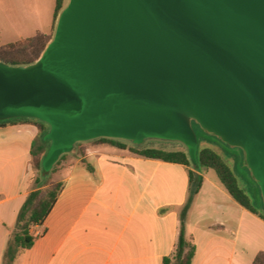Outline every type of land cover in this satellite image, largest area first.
<instances>
[{
  "label": "water",
  "instance_id": "1",
  "mask_svg": "<svg viewBox=\"0 0 264 264\" xmlns=\"http://www.w3.org/2000/svg\"><path fill=\"white\" fill-rule=\"evenodd\" d=\"M50 127L42 168L106 138L239 151L264 214V0H68L34 63L0 62V122Z\"/></svg>",
  "mask_w": 264,
  "mask_h": 264
},
{
  "label": "crops",
  "instance_id": "2",
  "mask_svg": "<svg viewBox=\"0 0 264 264\" xmlns=\"http://www.w3.org/2000/svg\"><path fill=\"white\" fill-rule=\"evenodd\" d=\"M41 7V0H0V47L49 34L42 30ZM40 137L30 121L0 125V264L19 213L37 189L32 151L44 148ZM59 168L60 178L51 181L63 190L44 224L32 227L34 246L14 264H163L175 253L187 206L193 264H253L264 253V218L238 204L211 169L111 145L90 146L83 158ZM190 172L202 179L191 202Z\"/></svg>",
  "mask_w": 264,
  "mask_h": 264
},
{
  "label": "trees",
  "instance_id": "3",
  "mask_svg": "<svg viewBox=\"0 0 264 264\" xmlns=\"http://www.w3.org/2000/svg\"><path fill=\"white\" fill-rule=\"evenodd\" d=\"M67 1L68 0H56L52 31H54L57 19L62 10L65 8ZM51 39V37L48 38L45 34L38 33L31 38L1 46L0 62H5L13 66L32 64L39 59ZM16 121H30L35 123L40 129V139L44 148H42L39 153L37 152V149L33 148L32 165L33 168L40 174V177L36 180L37 189L31 192L19 213L16 229L11 234L5 251L3 264H14L18 256L23 251L29 250L34 246L36 238L31 234L32 227L42 226L44 224L63 190V184L51 181L50 177L66 155L62 156L51 172L46 173L42 168V159L50 149V143L44 142L43 138L50 130V127L45 123L29 119L3 121L0 122V125ZM195 129L198 133L201 132L198 126H195ZM92 142L99 145H111L123 150L129 149L132 153L147 159L185 165L192 167L195 170L211 169L217 174L219 181L238 204L253 213L260 214L264 218L263 212L254 207L249 196L243 189L240 188L238 180L232 172L230 166L216 152L208 148H202L200 141L198 150V166H195L192 163L188 151L167 150L165 148H158L154 146L135 147L129 146L126 142L106 138L98 139ZM78 145L80 144H77V146ZM36 158L38 159L36 160ZM82 165L85 166L89 172H93L92 166L87 162H82ZM43 175L48 177L44 181L42 179ZM189 176L191 185V202L193 197L198 194L201 189L202 179L197 177L193 172H190ZM187 211L188 206L185 207L182 213L181 233L175 253L172 257L165 258L163 264H193L196 254V246L186 236L185 221ZM253 264H264V253L259 254Z\"/></svg>",
  "mask_w": 264,
  "mask_h": 264
},
{
  "label": "rangeland",
  "instance_id": "4",
  "mask_svg": "<svg viewBox=\"0 0 264 264\" xmlns=\"http://www.w3.org/2000/svg\"><path fill=\"white\" fill-rule=\"evenodd\" d=\"M68 2V1H67ZM44 4V5H43ZM41 10H42V30L43 32H48V38L53 37L54 31H52V26L54 22V11L56 8V0H41ZM55 30V29H54ZM48 133V132H47ZM198 138L201 143L202 148H208L214 152H216L222 159L230 166L232 172L236 176L239 186L241 189L245 191V193L251 199L254 207L262 211L261 209V201L259 197V190L256 184L250 178L248 172L242 166V155L239 151L232 150L222 144L220 141L215 138L209 137L204 133L199 132ZM125 142V141H122ZM129 146H133L132 144L126 142ZM80 145L76 146L75 150L66 155V157L61 160V163L57 166L55 172L51 175V179L58 180L60 178L59 167L63 164L67 159H80L83 158L86 154V149L90 146L99 145L96 143L87 142V143H79ZM146 146H154L158 148H165L167 150H182L187 151V149L179 143L172 142H164L159 140H150L147 142ZM145 147V146H144ZM38 158H36L37 160ZM82 162H86L85 159ZM211 173H215L213 170H210ZM48 177L43 175V180H46Z\"/></svg>",
  "mask_w": 264,
  "mask_h": 264
}]
</instances>
